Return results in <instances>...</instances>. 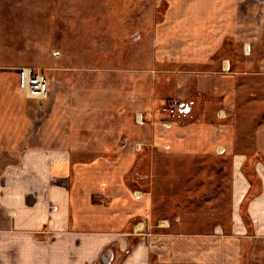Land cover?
Segmentation results:
<instances>
[{"label": "crops", "instance_id": "crops-1", "mask_svg": "<svg viewBox=\"0 0 264 264\" xmlns=\"http://www.w3.org/2000/svg\"><path fill=\"white\" fill-rule=\"evenodd\" d=\"M158 1L167 103L137 113L146 133L134 145L87 159L75 154L70 91L60 85L38 118L20 69L52 73L0 21V264H264V0ZM181 161L231 162L227 221L196 230L159 212L160 164Z\"/></svg>", "mask_w": 264, "mask_h": 264}, {"label": "rangeland", "instance_id": "rangeland-1", "mask_svg": "<svg viewBox=\"0 0 264 264\" xmlns=\"http://www.w3.org/2000/svg\"><path fill=\"white\" fill-rule=\"evenodd\" d=\"M167 6L158 0H9L1 4V28L7 40L17 37L22 57L35 60L46 74L51 72L48 78L56 81L57 91L60 85L70 91L74 149L79 158L113 154L123 140L134 145L143 130L136 123L137 113L146 115L156 101L158 108L167 103L157 95L174 68L156 63L153 50V32L164 22ZM228 42V50L233 51L227 53L237 55L233 41ZM259 44L257 56L264 57V35ZM172 108L179 112L177 106ZM231 165L160 164L153 186L162 208L159 212L171 221L179 216L196 230L227 221ZM221 166L220 177L217 168Z\"/></svg>", "mask_w": 264, "mask_h": 264}, {"label": "built area", "instance_id": "built-area-1", "mask_svg": "<svg viewBox=\"0 0 264 264\" xmlns=\"http://www.w3.org/2000/svg\"><path fill=\"white\" fill-rule=\"evenodd\" d=\"M21 87L25 91L27 98L35 101V110L37 117L40 118L46 108L50 106L56 98V81L49 80L42 72H32L29 68H21ZM168 110V107H164ZM171 113H175V108L169 109Z\"/></svg>", "mask_w": 264, "mask_h": 264}, {"label": "water", "instance_id": "water-1", "mask_svg": "<svg viewBox=\"0 0 264 264\" xmlns=\"http://www.w3.org/2000/svg\"><path fill=\"white\" fill-rule=\"evenodd\" d=\"M190 110V106L189 105H184V104H182L181 106H180V111L181 112H188Z\"/></svg>", "mask_w": 264, "mask_h": 264}, {"label": "trees", "instance_id": "trees-1", "mask_svg": "<svg viewBox=\"0 0 264 264\" xmlns=\"http://www.w3.org/2000/svg\"><path fill=\"white\" fill-rule=\"evenodd\" d=\"M179 114H183L181 111H180V109H179V112H178Z\"/></svg>", "mask_w": 264, "mask_h": 264}]
</instances>
